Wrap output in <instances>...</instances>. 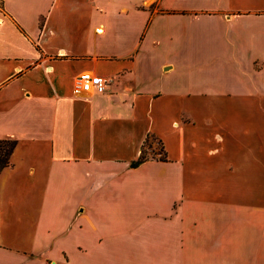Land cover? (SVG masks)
I'll return each mask as SVG.
<instances>
[{
  "label": "crops",
  "instance_id": "obj_1",
  "mask_svg": "<svg viewBox=\"0 0 264 264\" xmlns=\"http://www.w3.org/2000/svg\"><path fill=\"white\" fill-rule=\"evenodd\" d=\"M0 140V264H264V0H0Z\"/></svg>",
  "mask_w": 264,
  "mask_h": 264
},
{
  "label": "rangeland",
  "instance_id": "obj_2",
  "mask_svg": "<svg viewBox=\"0 0 264 264\" xmlns=\"http://www.w3.org/2000/svg\"><path fill=\"white\" fill-rule=\"evenodd\" d=\"M200 30L198 34V41L200 46L206 47V50H200L199 51V57L198 62L200 63L198 66V72H197V79L194 78L195 82H198L199 86L195 83H193V87H204V88H210L215 89L218 91H223L229 89V86L231 85H239V78L238 74L236 73V70L231 68H222L213 66L211 63L212 59H215L216 51H218L216 48L219 47L222 43V38L220 34H208V27L206 25L200 23ZM185 39L186 36H183ZM205 63V64H204ZM184 72L186 68H181ZM227 69L231 72V77L228 79L226 71ZM224 72V73H223ZM196 76V75H195ZM194 76V77H195ZM182 82L186 85L188 83V76L182 75ZM198 80V81H196ZM191 85V87H192ZM202 89V88H201ZM149 144V143H148ZM153 152L156 153L157 157L162 158L161 153L162 149L160 146L156 145L153 149Z\"/></svg>",
  "mask_w": 264,
  "mask_h": 264
},
{
  "label": "built area",
  "instance_id": "obj_3",
  "mask_svg": "<svg viewBox=\"0 0 264 264\" xmlns=\"http://www.w3.org/2000/svg\"><path fill=\"white\" fill-rule=\"evenodd\" d=\"M100 32V30H97ZM80 89L83 92H91L94 94H103L110 83V79L101 76L83 73L78 77Z\"/></svg>",
  "mask_w": 264,
  "mask_h": 264
},
{
  "label": "trees",
  "instance_id": "obj_4",
  "mask_svg": "<svg viewBox=\"0 0 264 264\" xmlns=\"http://www.w3.org/2000/svg\"><path fill=\"white\" fill-rule=\"evenodd\" d=\"M16 142L12 140H0V172L9 166L10 155L15 148ZM147 147H151L150 144L146 143ZM145 147V145H144ZM148 160L147 152L142 150L138 160L132 162L131 167L136 168L141 163Z\"/></svg>",
  "mask_w": 264,
  "mask_h": 264
}]
</instances>
